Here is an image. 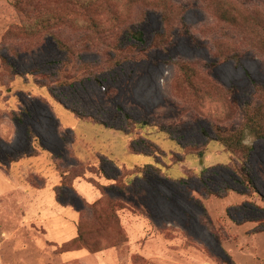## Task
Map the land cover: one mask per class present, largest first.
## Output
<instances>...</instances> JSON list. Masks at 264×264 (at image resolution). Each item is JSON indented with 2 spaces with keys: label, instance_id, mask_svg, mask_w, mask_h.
Segmentation results:
<instances>
[{
  "label": "rangeland",
  "instance_id": "rangeland-1",
  "mask_svg": "<svg viewBox=\"0 0 264 264\" xmlns=\"http://www.w3.org/2000/svg\"><path fill=\"white\" fill-rule=\"evenodd\" d=\"M144 2L72 12L62 0H0V264H264V140L246 138L256 189L246 194L211 141L215 126L241 124V108L264 88V0ZM220 2L238 24L220 21ZM42 17H53L49 32L20 31ZM125 22L144 43L123 33L118 44L142 54L110 66L104 43ZM179 64L194 69L193 89L180 85ZM130 122L164 130H150L155 151L132 144L147 131L125 134ZM156 161L160 172L124 179ZM82 170L108 187L104 201L128 207L117 212L127 242L111 248L102 233L108 249L98 254L60 252L77 221L93 225L88 184L70 181Z\"/></svg>",
  "mask_w": 264,
  "mask_h": 264
},
{
  "label": "trees",
  "instance_id": "trees-1",
  "mask_svg": "<svg viewBox=\"0 0 264 264\" xmlns=\"http://www.w3.org/2000/svg\"><path fill=\"white\" fill-rule=\"evenodd\" d=\"M127 1H133V0H127ZM140 3H145V0H139ZM103 0H62V5L66 7L70 11L76 10H82L85 12H89L90 10H93L94 8H98L100 10L102 8ZM130 3V2H129ZM19 11L20 8L16 6ZM231 12H236L233 8H230L229 5L226 3L220 2L218 4V17L220 21L224 22L225 24L229 25H236L238 24L237 18H235ZM53 17H47V18H36L34 20H30V22H25L21 26L20 31L24 32L23 34L27 37H33L35 35H38L41 32H49ZM115 19V20H114ZM112 22H117L119 18L116 16L114 17ZM62 20V19H61ZM60 20V21H61ZM56 23V22H55ZM245 21L243 22V24ZM131 25L127 24L125 22L124 28L119 31V33H112L111 36L107 39V41L104 43V46L108 48L110 51L106 54V57L108 58V63L110 66H118L122 62L126 60L136 59L137 55L142 54V50H138V52H133L132 55L131 52L128 49H123L121 46V43L118 44L119 39L122 37L123 33L124 36H127L130 41H133L134 44H137L138 46H141L144 43V40L142 38V33L138 30L130 29ZM248 24H245V26L241 27H248ZM91 30L95 31V35L100 37L104 36L103 32L101 31L102 28L99 24H96L92 22ZM263 28V26H261ZM113 30H115L113 28ZM263 32V38L260 39V51L264 53V30H261ZM107 36V35H106ZM105 37V36H104ZM113 37L115 39H113ZM112 38V43H109V40ZM120 42V41H119ZM131 43V45L133 44ZM59 47H64L59 41L56 42ZM112 44V45H111ZM67 54L69 55V62L72 61L73 53L70 49H66ZM131 55V56H130ZM132 57V58H131ZM135 57V58H133ZM131 58V59H130ZM71 63V62H70ZM69 64V63H68ZM98 68V67H97ZM178 70L180 73V79L183 81V83H180L182 86H188L190 89H193L194 86L192 85L191 79L196 75L193 68H191L189 65L185 64H179ZM88 75L93 74H86L83 72L82 78L88 77ZM56 79L52 80L51 83H57ZM241 117H242V123L236 126H220L217 125L214 127V138H212V142H214L222 151V153L226 154L229 158V161L231 163H234L237 165V169L233 171L237 176L239 183L243 186L245 190V194L249 191L251 193H256V189L250 179V175L247 171L246 165L248 163L250 153L252 150V147L248 144H246V138L247 136H251L254 139L258 140H264V88L257 89V92L255 94V99L243 106L241 108ZM77 115V114H76ZM127 121H129L130 118H126ZM129 128H125L123 132L125 134H132L135 132V128L141 130V131H147L145 132L144 137H138L136 142H133L132 144H141L144 148H147L151 150V152L156 150L155 144L148 139V135L151 134L150 130H157L158 132H163L164 130H158L157 127L151 126L145 122L141 123H132L130 122ZM154 128V129H153ZM167 133V132H166ZM131 149L134 152V154L137 155H143L147 157H152L151 154L147 155L144 152L135 151L134 147L131 145ZM192 152L184 153V157H181V159L191 155ZM204 152L200 151L198 154L199 157L203 156ZM155 158V157H154ZM181 159H177V162ZM157 161L154 163V166L152 165H144L142 167H137L136 169H133L130 171V173L125 174L123 177L126 178H134L136 176H143V174L148 173L149 171L153 172H160L159 168L157 167ZM156 165V166H155ZM95 167H98L96 170V173L100 175V178L105 179L104 172L102 170V163L97 162ZM100 168V170H98ZM87 170H82L80 173H77L75 175H72L70 178L71 183L75 182L76 180H84L86 183L92 185V187L95 189L99 197L92 203H86L87 208L92 214L93 225L90 226L85 221H77L76 223V233L75 236L70 239L69 241L65 242L63 246L60 248V252H77L81 251L82 249L88 251L92 254H98L106 249H103L102 246V240L103 238L100 236V234H110L113 235V244L111 245V248H116V246L121 245L122 243L127 242L128 238L126 236V233L122 229V225L119 223V217L117 215L118 211L127 210L128 207L126 205H118L112 200H105L104 201V191L108 188L105 184L101 183L99 179L95 181L93 178H87ZM70 174L69 171H63L60 172L58 175L60 177V185L62 187H66L67 185L64 184V181H67V178ZM101 180V179H100ZM73 185V184H72ZM71 185V186H72ZM120 188H126L127 185H117ZM210 195V194H208ZM216 195V194H215ZM244 195V194H243ZM136 207V206H135ZM137 209L140 206L136 207Z\"/></svg>",
  "mask_w": 264,
  "mask_h": 264
},
{
  "label": "crops",
  "instance_id": "crops-1",
  "mask_svg": "<svg viewBox=\"0 0 264 264\" xmlns=\"http://www.w3.org/2000/svg\"><path fill=\"white\" fill-rule=\"evenodd\" d=\"M86 183V182H85ZM86 184H88V183H86ZM85 186H88V190H89V194H88V198H83L84 200H85V203H92V202H94L98 197H99V195L97 194V192L95 191V189L93 188V187H91L90 186V184H88V185H85ZM93 188V189H92ZM94 190V191H93ZM87 191V190H86ZM77 223V222H76Z\"/></svg>",
  "mask_w": 264,
  "mask_h": 264
}]
</instances>
